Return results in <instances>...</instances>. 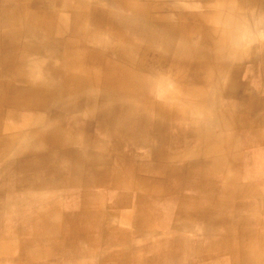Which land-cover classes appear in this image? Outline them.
Masks as SVG:
<instances>
[{"label": "rangeland", "instance_id": "rangeland-1", "mask_svg": "<svg viewBox=\"0 0 264 264\" xmlns=\"http://www.w3.org/2000/svg\"><path fill=\"white\" fill-rule=\"evenodd\" d=\"M69 2L0 0V264H264V137L257 143L253 132L232 119L238 129L231 131L234 149L192 154L220 130L158 109L168 108L158 87L173 90L185 105L204 107L219 93V82L224 91L235 88L231 74L216 66L219 58L225 71L230 64L216 57L215 35L234 31L216 24L214 17L222 15L216 14V0ZM241 3L253 22L240 25L238 38L243 33L241 38L259 45L264 16ZM32 18L44 22L45 42L29 39ZM81 28L91 30V41ZM100 33L111 36L110 44L123 39L143 49L134 61H124L99 46ZM63 51H90L85 65L123 80L124 89L108 93L99 87L90 97L75 93L70 72L57 61ZM256 73L250 82L263 97L264 72ZM237 98L225 95L217 105L244 119L250 101ZM39 120L59 126L70 135L62 139L72 142L58 144L55 133H37L42 130L32 124ZM14 131L31 132L32 143L13 141ZM233 157V166L217 167L218 160ZM249 165L257 176L250 182ZM230 171L244 189L252 188L250 196L233 189ZM153 178L155 184L141 192L122 186L124 180ZM254 185L262 190L257 193ZM123 249L126 261L116 258Z\"/></svg>", "mask_w": 264, "mask_h": 264}, {"label": "bare ground", "instance_id": "bare-ground-1", "mask_svg": "<svg viewBox=\"0 0 264 264\" xmlns=\"http://www.w3.org/2000/svg\"><path fill=\"white\" fill-rule=\"evenodd\" d=\"M69 1L70 0H68V2ZM69 5H71V7L74 6L73 4H69ZM75 7H78V6H75ZM134 7L136 9H133V12H136L137 9H138L137 5L135 4ZM226 8L227 9H231L230 10L231 12L235 11L234 5L233 6H227V7L226 6L225 7H221L220 6V8H218V9H221L219 11V13H226V12L222 11L223 9H226ZM84 9H85V5L78 7V10H84ZM66 12H67V9L65 8L60 13V15L65 16ZM242 16H243V14H234V15L222 14V15H220V17H216V16L214 17V20H215L216 24L219 23L220 25H225V26H227L229 28L231 26H233L232 28L234 29V31H229V32L228 31L227 32L220 31L221 33L218 35V37L215 35L214 39L218 40L217 42H220L221 39L225 41L223 43L221 42L222 43V47L230 44L229 40H231V39H233L232 41H235L234 43L236 45L249 44L250 40H248L247 38H241L243 33H241L239 35L240 38H238V33H237V30L235 29V27H238L239 25H242V24H243L242 26L248 27V25H249L248 21L244 20V18ZM215 18L217 19V21H216ZM31 22L32 23L30 25L29 39H34V40L39 39L42 42H45L46 40H48L49 36L46 34V31H44V29H45L44 22L42 20H37L36 18H32ZM18 24L17 25L19 26V28H21V23H18ZM85 30L86 29L81 28V32L82 33H84ZM21 31H22V29H18L17 30V32H19V33ZM88 32L90 33V41H91V34L92 33H91V30L89 31V29L87 28L86 34H88ZM109 34L111 35V33H109ZM106 35L107 34L100 33V34H98L96 36V38L100 42L99 46H102L104 51H109V52L113 51V52L118 53L119 56H122L125 59L124 61H127V62L134 61L136 56H138V54L140 53V50L143 49L135 41L134 42L133 41H129V42L127 41L126 42L123 39H121V40L117 39L118 40V41L116 40L117 42L110 44V42H113L114 40H111V36L107 37ZM234 36H235V39H234ZM216 40H215V42H216ZM28 44H30V43H28ZM212 47H213V45H212ZM36 52H39V51H36ZM250 52H251V55H255V51L254 50L253 51L250 50ZM59 55L60 56H58L57 61L60 60V62L64 66V68H66V70L70 72L69 81H70L71 87L74 88V92L75 93H82V94H85V96L90 97L91 92L93 94L96 90H98L99 87L102 89V91H103V89H106L108 93L112 89H117V90H118V88H120L121 90L124 89L123 80H121V79H113L111 77H107L106 75H104V73L101 71L100 68L92 66V65L90 67H89V65L88 66L85 65V60L88 57L91 56V52L90 51H88L87 54H82L81 52H76V51H63V52L59 53ZM244 56H246V55H244ZM71 72H72V75H71ZM121 82L123 84H121ZM145 83L147 85H149V86H152V85L154 87L157 86L155 84L156 81L152 82L153 84L149 83L147 81H145ZM103 84H105V85H103ZM176 89L178 90V88H176ZM32 90L34 92H36V93H39V91H40L39 89H35V88H32ZM158 90H159L158 92L161 95L160 97L163 98L165 100V102L167 101V103H163V104H166L168 106L167 109L166 108L164 109V106L162 104L158 106L159 113L163 114L164 116L167 115L170 111H173V110L178 112L179 114L183 115V117L188 114L189 118L191 120H193V124L196 125V126H198V125L200 126V125L204 124L203 121L204 122L206 121V123H209L210 126L208 127V129H210L212 127L221 128L220 124L228 126L229 123H233L234 122V123L238 124V122H239V120H236L235 118H229V114H227V113L222 116L224 110L222 109V107L220 109V107L217 105V104L221 105V103H220L221 99H220V97H217L215 94H213V95H211L209 97L212 100H209V99L207 100L209 106L206 105L204 107L203 105H199L198 106L197 104L194 105L193 103H192L193 105H189V104L185 105L186 103L183 104L184 102H187V101L183 102V100H182V102H180L179 101L180 99H178V96L176 95V93L173 92V90L170 91V89H166V88L162 89V87L161 88L158 87ZM180 94L182 95V93H180ZM93 97H94V95L91 97V99H93ZM183 99H184V97H183ZM191 102H192V100H191ZM156 107L157 106H154V110L157 109ZM225 111H227V110H225ZM232 113L233 114H237V112L236 113L232 112ZM245 114L246 113H244V115ZM255 115H256V113H255ZM257 117L261 119L260 121L258 120V122H260V124L259 125H254L253 127H250V128H252V130H254L255 132H256L257 129L261 130V128H262L261 134H260V136H258L257 143H259L263 139V135H264V125H263L264 120H263L261 115H258ZM220 119H222L223 121H220ZM232 119H235V121H233ZM217 123H220V124H217ZM32 125L33 126H38V128L36 130H42V131L37 132V133H41L43 135H51L52 133H55V137L58 139V144H60L59 142L61 140L67 142L68 145L72 142V141H70V139L69 140L67 139V141H66V139H62L64 136L66 138H70V135L62 133L63 130L59 126L56 127L55 125L48 124L45 120H39L35 124H32ZM239 126L243 127V125H239ZM47 131H49V133H47ZM33 136L34 135L31 132H27V133H23L22 132V133L19 134V133H17V131H14L13 132V136H12V140L13 141L14 140H16V141L18 140L17 142L20 143L22 146H28V144L32 143ZM202 140H203V145H202L201 149L199 148L198 151H194L192 154H198L200 156H201V154H212V156H214L216 154H228L232 149L235 148V146L230 145V142H231L230 140H226V139L220 138L217 135L216 136H212V137H208V138H203ZM83 147H84V145H80V150ZM85 147H84V149H88L89 152H93L91 146H89V145L87 146L86 145ZM100 150H104V148H98L99 152H100ZM226 152H228V153H226ZM100 154H102V153L100 152ZM234 163H236V157L229 158L228 160H224V161L218 160V163L216 165H217V167H220V168L222 167L223 168L225 164H229V167H231V166H233ZM254 167L255 166H253V167L250 166V168H249V170L247 172V175H246V181L250 182L253 179V177L256 176V171H254ZM261 170L263 171V173H261L262 175H259V178L261 177V178L264 179V167ZM232 171H235V170H232ZM232 171H230V174H228V177H227L230 185L233 187L234 190H236L237 193H244L246 195V197L250 196L251 195L250 192H251L252 188L244 189V187L241 185L242 183L240 184L239 182L236 181V179H235L236 174L234 172H232ZM171 172H172V170H171ZM153 180H154V178H153ZM153 180H146V181H141V180L139 181L138 180V181H135L134 183L129 181L130 184L128 183V180H124V183L122 184V186H127V188L125 187L126 190H130L131 189V190H135L136 192H138L139 189L143 185H153V184H155L156 180H154V181ZM119 181H120V179H119ZM255 186H257V185H254V189L258 191V192L256 191L257 193H259V191L262 190L261 187L259 185L257 187H255ZM123 189H124V187H123ZM139 192H141V191H139ZM260 195H261V193H260ZM257 196H259V195H257ZM48 211H49V208H46L44 210L45 215H46V213ZM127 219H129V218H127ZM128 223H129V221H128ZM115 233H116V235L119 234V236L121 238L125 237L124 232H121V230H117ZM197 240L198 239H196V240H194L192 242L193 243L195 242V244H196ZM193 243H191V244H193ZM133 248H134L133 251H136V248L134 246H133ZM116 258L118 260L125 259V261H126V252H125V250L123 249L120 252V254H118V256H116Z\"/></svg>", "mask_w": 264, "mask_h": 264}, {"label": "crops", "instance_id": "crops-1", "mask_svg": "<svg viewBox=\"0 0 264 264\" xmlns=\"http://www.w3.org/2000/svg\"><path fill=\"white\" fill-rule=\"evenodd\" d=\"M246 3H247L246 9L247 8L249 9V7H250V9L251 8H252V10L254 9V11H256L260 16L262 14L264 16V0H260V1L259 0H246ZM233 5L235 7L234 12H231L230 11L231 9L226 8V9L222 10L226 13H219V10H221V9H218V11H216V14H228V15L243 14L246 16V21H248V24L250 26L253 21L248 15H246L244 12H242L241 0H223V1L216 0V8H220V6L221 7H225V6L227 7V6H233ZM243 9H245V8L243 7ZM263 23H264L263 19H260V24H263ZM235 29L239 30V31L242 30V28H240V25L238 27H235ZM226 46H227L226 48H221L222 43L217 42L216 47H215L216 48V57H218V55H219L225 62L230 64V65H228L229 71H225L224 69H222V66L224 64H220V60H219L220 58L219 57H218L219 59H216V66L218 67V71L220 73L221 72L222 73L223 72H229L231 74L230 77H232V79H233L232 82H233L235 88L230 89V90H228V88H226L227 91H224L225 85H223L222 82H219L218 84H216V90H218V92H219L218 94L216 93V96L220 97V99H223L224 96L226 95L228 97V99L235 100L237 98L236 95H238L239 98H237V100H239L241 102L250 101L249 110L246 109L247 111H245V109H243L244 111H242V113H243L242 115H244V113H246L244 115L245 116L244 119L250 118L251 120L250 119L244 120L243 118L237 119V120H239V122H238L239 125H243V127L241 126V128H243L245 130H249L246 132H253L254 137L257 138L258 136H260L262 128H261V130L257 129L255 132L250 127H253L254 125L260 124V122L257 121V120H259V118L257 117L258 115H261L263 120H264V96L262 97L261 93L254 91V90H257V88L250 81H255L257 79L256 78V75H257L256 71H260V69H261V73L264 72V42H261L259 45H256L253 43V40H251V42L249 44H246V45H236V44L232 43V44H228ZM250 50L251 51L254 50L255 55H251ZM244 55H246V56H244ZM236 77L239 78L240 80L245 79L247 82H243V80L241 82H239L240 80L237 79ZM258 85L262 86L260 81H258ZM240 92H241V94H240ZM223 110H224V112H223L222 116L227 113V114H229V118H235L236 119L237 115H239L241 117V114H233L232 112L236 113V110L231 109L230 107L227 109V111H225V109H223ZM255 113H256V115H255ZM217 124H220V123H217ZM220 125H221V128H217L220 130V133L216 134V135L218 137L226 139V140H231V131L238 130L237 128L233 127L231 125V123H229L228 126L222 125V124H220ZM263 125H264V122H263ZM263 137H264V135H263Z\"/></svg>", "mask_w": 264, "mask_h": 264}]
</instances>
